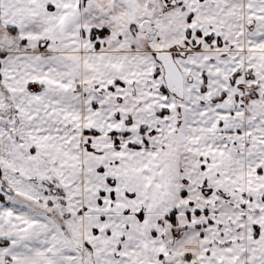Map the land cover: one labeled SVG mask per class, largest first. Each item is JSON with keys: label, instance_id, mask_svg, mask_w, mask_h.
<instances>
[{"label": "snow or ice", "instance_id": "6c2138e0", "mask_svg": "<svg viewBox=\"0 0 264 264\" xmlns=\"http://www.w3.org/2000/svg\"><path fill=\"white\" fill-rule=\"evenodd\" d=\"M0 264H264V0H0Z\"/></svg>", "mask_w": 264, "mask_h": 264}]
</instances>
